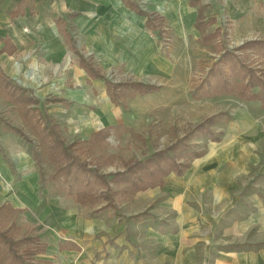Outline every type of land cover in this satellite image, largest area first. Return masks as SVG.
Returning <instances> with one entry per match:
<instances>
[{
  "label": "rangeland",
  "instance_id": "obj_1",
  "mask_svg": "<svg viewBox=\"0 0 264 264\" xmlns=\"http://www.w3.org/2000/svg\"><path fill=\"white\" fill-rule=\"evenodd\" d=\"M137 1L144 11L158 12L165 17L166 35L162 42L158 43L154 34L142 27V19L130 14L118 0L34 1L29 5L31 11L23 18L15 21L6 18L0 22V37L7 35L17 48L13 56L0 54V68L23 87L33 89L41 100L63 97L70 102V107L45 105L47 119L59 125L58 131L65 144L84 141L93 131L107 125L122 127L111 130L105 149L82 148L83 151L79 149L75 153L89 166L96 165L103 174L122 171L126 161L143 160L155 150L167 148L195 124L217 116L211 130L222 134L220 142H209L198 134L186 141L194 150L205 149L204 158L222 163L219 171L228 170L238 184V189L231 192L236 206L228 211L226 219L213 232L218 244L212 247L206 262L212 264L217 253L227 249V245H221L224 244L220 241L223 240L219 233L221 227L247 220L253 210L255 195L261 193L264 198V110L256 102L246 103L232 96L192 99L194 88L218 58V42L214 40L207 46L199 42V33L192 26L196 8H189L188 0ZM201 4L205 5V19L215 20L206 33L216 28L223 31L229 28L224 39L228 49L248 40H264V0H202ZM74 11L78 15L67 19V23L77 40L76 46L87 58L95 60L103 75L116 82L130 77L160 86L161 90L127 100V110H124L109 102L101 82L88 84L89 78L78 68L54 24L59 15ZM254 55L245 52L243 57L246 62H252ZM223 113L230 117L219 115ZM2 122L21 128L30 143L5 130ZM34 144L38 145L37 139L19 119L15 108L0 98V147L6 155L4 158L0 154V202L14 199L20 204L25 202L27 207L38 206V212L53 199L67 204L70 200L66 198L61 182L42 186L38 180L37 168L30 157ZM197 160L203 161V158ZM52 172V166H44L46 177ZM212 172L213 169L206 175H212ZM27 189L30 192H26ZM165 198L156 193L154 197L140 196L136 201L118 203L121 220L128 218V213L144 212L139 221L127 220L130 243L134 247L131 255L136 264H162L157 259V244L146 239L145 232L149 228L160 232L176 229V212L161 206ZM209 201L210 195L205 193L201 198L197 196L194 200L193 197L188 205L198 209L199 203L205 204L203 208L208 214L213 211ZM220 208H224V203L215 211ZM40 216L45 219L46 212H40ZM199 227L196 236L209 234L208 225ZM33 231L29 227L24 233L33 234ZM247 234L248 242H264V238L258 240L255 229ZM202 244L195 246L199 249L197 264H202ZM244 250L258 253L264 251V246ZM96 257L95 261L99 254ZM259 261L264 264V258ZM53 264L62 263L55 260Z\"/></svg>",
  "mask_w": 264,
  "mask_h": 264
},
{
  "label": "trees",
  "instance_id": "obj_2",
  "mask_svg": "<svg viewBox=\"0 0 264 264\" xmlns=\"http://www.w3.org/2000/svg\"><path fill=\"white\" fill-rule=\"evenodd\" d=\"M202 0H190V8H196V17L193 21L199 37L198 40L207 46L214 40L217 41L216 60L208 67L204 78L196 85L191 98H209L214 96H232L237 100L246 103H258L264 110V40L252 39L243 42L239 46L228 49L224 39L228 35L229 28L206 33L209 26L213 25V18L205 19L203 10L205 5ZM124 6L133 14L144 19V29L153 33L158 43L162 42L166 35L164 29L165 17L156 12H146L136 0H122ZM31 8L22 2L16 5L15 9L8 13L10 19L23 16L25 8ZM77 12L60 15L55 19L54 24L58 32H61L64 43L75 58L78 68L89 78V83L99 81L103 84L108 100L115 107L127 110L126 101L136 96H146L161 90L155 84H146L130 77L116 82L103 75L101 68L95 63L92 57H86L76 46L77 40L72 36L68 27L67 19H74ZM223 31V32H222ZM0 54L13 56L17 48L13 45L8 36L0 38ZM247 52L255 56L252 62H246L243 54ZM0 98L7 101L15 108L17 116L28 128L32 136L37 139L38 145H33L30 150V157L37 168L38 180L41 185L50 182H61L65 187V196L74 204L90 211L92 215L112 211L113 216L120 218L117 207L119 202L133 199L139 192L162 188L168 175L173 174L182 177L192 167L194 161L202 158L205 149L194 150L186 141L190 136L198 134L199 137L209 142H220L222 134H216L211 130L217 116H210L195 124L180 139L162 150H155L143 160L126 161L122 171H114L109 174L101 173L97 166H89L84 160H80L75 153L80 149L92 150L93 148L105 149L107 139L112 129H122L119 126H107L93 131L87 140L73 141L65 144L59 134V125L47 119L45 105L59 104L70 107V102L65 98L51 97L41 100L33 92V89L23 87L0 68ZM229 118L228 114H219ZM3 128L14 136L20 137L24 142L29 138L21 128L10 123L2 122ZM83 148V149H82ZM0 154L6 155L0 147ZM9 165V161L7 162ZM44 166H52L53 172L46 177ZM264 202V198L261 196ZM20 210L14 209L8 202L0 205V264H47L38 259L45 252V244L41 242L40 236L22 233L16 225L17 216ZM144 215L139 213L129 216L127 220H138ZM128 231V228H127ZM264 246V242L252 244H232L226 251H240L246 247L258 248Z\"/></svg>",
  "mask_w": 264,
  "mask_h": 264
},
{
  "label": "crops",
  "instance_id": "obj_3",
  "mask_svg": "<svg viewBox=\"0 0 264 264\" xmlns=\"http://www.w3.org/2000/svg\"><path fill=\"white\" fill-rule=\"evenodd\" d=\"M34 1L39 2L43 0H0V22L6 20V18L13 21L23 18L25 14H28V7L25 8L23 16L15 17V19H10L8 13L13 11L19 3L24 2L30 5ZM118 1L132 14L124 6L122 0ZM132 15L135 14L133 13ZM141 19L143 27L144 19ZM202 158L203 161L197 160V162H194L192 167L182 177L179 178L170 174L162 188H153V190L139 192L133 199L129 200L136 201L140 196L154 197L156 193L158 195L162 194L166 198L164 199L165 201H162L161 206L176 212V229L170 232H160L157 229L153 230L149 228L145 232L146 239L157 244V259L162 264H197L196 257L199 255V249L195 246H199L202 243L203 256L201 263L206 264L210 257V250L214 245L218 244V241L213 238V232L223 219H226L225 215L228 211L236 206V200L231 196V192L238 189L236 178L231 176L228 170L220 172L219 167L222 163L218 164V160L213 162L207 157ZM212 169L214 171L212 175H206ZM26 192L30 191L27 189ZM205 193H209L210 195L209 204L213 209L212 214H206L203 208L205 204L199 203L198 209H193L188 205V202L192 201L193 197L195 200V197L199 196L201 198ZM21 194L26 195L25 192H21ZM261 196V193H257L255 195L256 199L252 200V212L254 213L251 212L247 216V220H238L221 227L219 233L220 239L223 238V240H219L224 243L221 245L229 247L232 244L260 243L248 242L247 233L251 229H255L258 240L264 238V232L261 230L264 229V208ZM129 201L126 203H129ZM6 202L10 203L14 209L21 211L16 220L20 234L26 232L31 227L35 230L33 234L40 236L41 242L46 247L44 254L37 258L47 262V264H53L55 260L61 261L62 264L137 263L131 255L134 247L130 243V233L127 231L128 222L113 216L112 211L95 214L94 216L90 211H85L71 200L63 205L57 199H53L48 206H42V211L46 212L45 219H43L40 216V212L42 211H37L38 206L30 205L27 207L25 206V202L20 204L14 199H6L5 202H0V205ZM71 203L74 204V207L71 206ZM222 203H224V208L215 211L217 206H220ZM145 205L149 207L150 204L146 203ZM82 213L90 215L83 216ZM126 215L134 216L137 214L128 213ZM203 224L209 226V234L207 236L200 234L196 236V233L199 232V226ZM95 257L97 258L96 261ZM263 258L264 251L254 253L249 250H244L243 252H232L229 250L228 252H218L212 264H231V262H238V264H259L261 262L259 260ZM256 261L259 262L256 263Z\"/></svg>",
  "mask_w": 264,
  "mask_h": 264
}]
</instances>
